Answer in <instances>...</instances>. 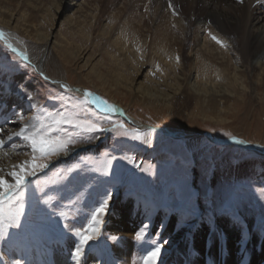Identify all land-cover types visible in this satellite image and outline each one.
<instances>
[{"label":"bare ground","instance_id":"6f19581e","mask_svg":"<svg viewBox=\"0 0 264 264\" xmlns=\"http://www.w3.org/2000/svg\"><path fill=\"white\" fill-rule=\"evenodd\" d=\"M256 8L262 10L259 15ZM62 27L69 35L80 36L82 44L73 47L60 32ZM0 30L30 61L45 57L46 63L54 65L60 54L74 63L80 78L85 76L106 94H125L144 107L222 123L233 101L251 96L264 99V0H0ZM213 35L222 43L213 40ZM53 81L67 85L60 79ZM19 86L17 82L10 86L8 79L0 81V128L4 129L0 138L6 140L9 152L0 159L5 173L24 161L13 158L12 142L17 137L7 141L11 132L19 130L12 112L20 108L18 114L23 116L32 109ZM77 90L83 95L87 89ZM121 110L132 124L147 131L149 126ZM159 128L165 136L193 138L184 136L190 132L182 128ZM213 138L231 140L219 134ZM243 145L264 155L260 144L246 141ZM125 214L123 206L113 208L107 229L120 239L110 244L100 232L86 246L81 264H131V232L136 229ZM174 226L172 219L166 232ZM214 230L208 234L199 227L192 254L186 252L187 231H177L166 246L170 253L162 264H264V242L257 250L252 240L239 261V234L225 229L221 220ZM176 248L179 260L174 257ZM1 250L0 245V264H7ZM48 256L47 264L58 258L50 252Z\"/></svg>","mask_w":264,"mask_h":264},{"label":"rangeland","instance_id":"374dc122","mask_svg":"<svg viewBox=\"0 0 264 264\" xmlns=\"http://www.w3.org/2000/svg\"><path fill=\"white\" fill-rule=\"evenodd\" d=\"M260 11L262 10L257 8L255 10L258 15ZM60 32L66 35L73 47L82 44L80 36L69 35L66 28L62 27ZM107 47L112 49L111 46ZM12 55L3 41H0V81L8 79L10 86L17 82V87L23 84L25 89L31 90L32 104L50 109L60 108L61 101L50 97L72 96L82 99L80 90H73L72 87H83L108 103L119 106L134 120L149 127L173 126L188 132L210 131L224 137L231 134L264 147V99L257 96L233 101V107L225 115L227 120L217 123L200 117L188 118L184 114H175L165 109L144 107L131 101L125 94L119 95L111 91L106 94L85 76L80 78L74 63L66 61L60 54L61 60L55 57L54 65L46 63L45 57H42L35 62L29 60L30 67H24L25 62L19 57L12 60ZM102 58L108 66L103 52ZM41 72L48 77L47 80L40 75ZM52 79L67 82V87L72 91L68 92ZM10 102L12 103V99ZM19 110L20 108L17 112H12L13 117L17 116V124L14 125L17 129L35 111L33 108L27 110L23 114L24 119L20 120ZM112 118L114 121L123 120L130 130L146 132V129L137 128L120 116L112 115ZM103 126L111 125L105 123ZM157 131L149 138V143L132 139L131 134L117 136L105 133L103 142L98 139L91 144H81L87 148L71 157L54 159L48 169L30 178L23 196L24 215L21 217V226L9 229V236L0 240L1 252L7 264H13L17 260L21 264H47V247H51L52 255L58 257L53 264H61L63 261V264H75L71 253L79 239L69 233L64 224L71 223L76 228L86 227L92 209L98 206L106 191L112 194V198L102 217L104 223L100 232L103 231L104 238L110 244L120 239L107 229V223L113 208L123 206L128 223L131 221L132 226H135L133 229H136L131 232L134 249L131 264H142V257L146 250H150L149 242L153 239L161 244L167 241L157 261V264L164 263L165 257L170 253L166 246L171 236L184 229L187 231L186 252L192 254L199 227L203 226L208 234H212L218 220L223 222L225 229L235 230L239 234V261L252 240H256L253 249L259 250L264 242V155L240 145L216 144L204 135L188 140L165 136ZM13 143L17 145L14 160L31 158V149L19 137ZM104 152L117 157L112 161V169L107 176L94 171V166L85 164L66 179L63 178L64 173L60 177L54 175L57 170L80 162V157L100 159ZM124 155L134 157V163L121 159ZM142 168L149 170L142 171ZM37 184L40 185L39 188ZM49 197V203H44ZM60 211L68 213V220L59 216ZM172 219L175 226L170 232H166ZM144 224L149 225L147 239L139 242L135 235ZM113 236L118 239H110ZM64 242L66 248L62 246ZM179 254V249L176 248V260H179Z\"/></svg>","mask_w":264,"mask_h":264},{"label":"snow or ice","instance_id":"6c2138e0","mask_svg":"<svg viewBox=\"0 0 264 264\" xmlns=\"http://www.w3.org/2000/svg\"><path fill=\"white\" fill-rule=\"evenodd\" d=\"M212 39L216 40L217 43H222L214 35ZM0 41H3L8 52L13 54L11 56L12 60H16L19 57L22 62H25L24 67L31 66L27 53L15 48L3 30H0ZM177 59L179 58L177 57ZM40 75L45 80L48 79L42 72ZM61 86L68 92L72 91L67 85ZM19 87L22 94L31 101L33 99L32 94L27 92L23 84ZM50 98L60 100V108L50 109L43 105L32 104V108L35 111L33 116L29 118V122L23 123L18 131L11 132L7 136V141H12L13 137H19L31 149V158L11 165V170L6 173L4 168L0 166V240L9 236V229L20 228L21 217L24 215L23 196L25 188L30 182V178L36 177L38 173L48 169L54 159L69 156L75 152L77 146L91 144L105 133H114L117 136L131 134L132 139L149 143V138L155 132V127H149L146 132H141L139 129H128L123 120L114 121L112 113L122 112V110L87 90L84 91L82 99L72 96ZM19 118L20 120L24 119L22 115ZM105 123L111 126L104 127ZM3 131L4 129L0 128V133ZM228 135L231 140L237 141V137L231 134ZM237 142L246 143L243 140ZM16 147L17 145L13 143L12 148L15 149ZM5 148L6 140L0 138V159L9 156V152L5 151ZM115 159L117 157L109 155L108 152L102 153L100 159L89 156L80 157V162L66 169L57 170L54 175L60 177L61 173H64L63 178L66 179L69 174L81 168L82 164H85L94 166V171L107 176L111 172L112 161ZM121 159L134 163V157L128 155L122 156ZM136 167H140V165H136ZM141 170L148 171L149 169L142 168ZM39 187L40 185L37 184V188ZM111 198L112 194L106 191L98 202V206L92 209L91 218L86 227L76 228L71 223L64 224V228L79 239V243L71 253L75 264H81V258L84 255L86 246L90 241L98 239L101 234L100 227L104 223L102 217L108 210ZM50 200L51 197L45 200L44 203L47 204ZM58 214L61 218L68 220V213L65 211H60ZM148 228V224L142 225L136 233L135 239L139 242H145ZM110 239L116 240L118 237L113 236ZM166 243L167 241H164V244ZM164 244L155 239L151 240L149 242L150 250H146V254L143 255L142 264H157ZM13 264H21V261H14Z\"/></svg>","mask_w":264,"mask_h":264},{"label":"water","instance_id":"95a60500","mask_svg":"<svg viewBox=\"0 0 264 264\" xmlns=\"http://www.w3.org/2000/svg\"><path fill=\"white\" fill-rule=\"evenodd\" d=\"M72 89L76 90L75 87H72ZM120 114L122 115V113H120ZM126 120L128 122H130L128 118H126ZM141 125H144V124H141ZM154 127H155L156 130H160V128L158 126H154ZM203 135L207 136L210 139L211 142L216 143V144L226 145V144H230V143H237V144H240V145L244 146L243 143H239V142H236V141H231V140H228V139L216 140V139L213 138L214 133L210 132V131H202V132H198V133L190 132V133H185L184 134V136H192V137L203 136ZM244 147L245 148H252L251 146H244ZM263 149H264V147H263Z\"/></svg>","mask_w":264,"mask_h":264}]
</instances>
